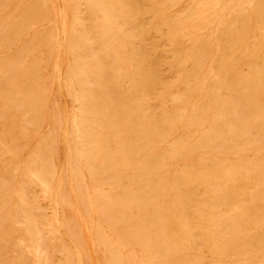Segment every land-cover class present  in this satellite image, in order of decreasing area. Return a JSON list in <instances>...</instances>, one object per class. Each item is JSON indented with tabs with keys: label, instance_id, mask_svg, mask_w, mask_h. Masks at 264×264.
I'll return each instance as SVG.
<instances>
[{
	"label": "rangeland",
	"instance_id": "374dc122",
	"mask_svg": "<svg viewBox=\"0 0 264 264\" xmlns=\"http://www.w3.org/2000/svg\"><path fill=\"white\" fill-rule=\"evenodd\" d=\"M30 1L31 0H0V23H1L0 24V38H1L0 39V46H1L0 47V264H4V263L5 264H12L13 262H14L13 264H29V263H31V261L33 262V264H35L34 259L30 258L29 255L27 254L29 241H28L27 234L24 231L26 228L24 211H26V213L32 217H34L38 214L37 211L38 212L40 211L39 215L41 214V216H43L42 213H44V215H45V217L43 216L44 218L43 217L40 218L39 215L36 216L37 218L35 221H37V223L35 222V230H34L35 235H36V239H37L36 241H38V242H35V244L37 243L36 245L43 252L45 251L44 248H46V244L49 242L48 239H50L51 231H53V236H54V238H53L54 243L53 244L56 245V247L52 246V247L47 248L48 249L46 251L47 253L53 252V254H49L50 256L47 255V261H48L47 263H49V264H61L62 262H60V261L61 260L63 261L65 257L61 254L60 251L63 250L61 248H64V251H67V252L69 251L68 253H70V255H72L71 264H88L87 256L85 254H83V253L82 254L80 253L79 255L74 254L75 249H76L74 245L79 243L78 238L81 239V236H80V231L76 230V227L74 226V223H73V219L70 216V212H68V209L66 207V201H70V202L75 201L74 203L77 205L80 216L82 217V219L84 221H87L88 213L86 212L87 209L85 211V206L82 203L83 200L81 197V194L82 193L84 194L85 191H83L84 189H82L80 186V181H79L80 177H78L79 175L77 174V170L75 169V168H78V165H80V166L82 165L84 167L86 165L85 164L86 160L85 159L79 160V158L77 157L76 148L78 149V145H75V141L72 138L73 134L71 135L72 129H70L71 128V121L73 119V115L77 114L78 112H76L77 109L75 108V104L72 101L71 95L73 93V90L70 89V86L67 83L69 81V77H68V74L66 75V73H68V71L71 69V67H73V65L75 66V62L71 61L69 59V56H68V53H69L68 50L69 49H67V48L69 46L67 45V43H69L71 40L66 39L64 37L62 31H63V28H66L67 30H69V28L72 24L71 22L74 21L73 19L75 16H79V17L81 16L82 18H85V19L88 18L87 20H85V22H87L86 24L90 23V20H89L90 17H88L89 16L88 11L86 10V8H84L85 6H81V8L79 9L80 14L79 13L77 14L76 12H74V9H70V8L66 9L65 8V2L63 0H46V1L45 0H32L31 2ZM70 1L73 2V0H70ZM130 1H131L132 5L128 9L129 13L122 20V27H123V31L126 29V32L124 31L126 33V36L123 39L122 50H121L122 56L124 58V64H122L121 70H120L121 78L118 81H116L115 80L116 74L114 75L112 72L111 73L113 74V76L111 74L108 78L105 77V81H107V83L112 86V89L111 88L110 89L111 90L117 89V93L121 94L123 97V100H124V108L122 109L124 112V116H117V117L113 118L114 122L117 124L122 122L121 124H118V125H122L124 123L122 125V127H124L122 136L112 134L110 132V129L105 127V133H107V134H105V138H106L105 146L107 149V153H109V157H110V166L105 170V185L106 184H108V185L112 184L113 186L116 187L115 188L112 186V193H113L112 198L113 199L114 198L119 199L121 197V195L123 197L125 190L126 191L129 190V191L134 192L138 186H144V185H160V184L187 185V186H189V188L191 186H192L191 188H193L194 186H197V185H201V186L202 185H208V186L209 185H226L228 183H229L228 185H235V186H243V185H249V186H259L260 185V186H262V185H264V181H263L264 180V178H263L264 177V173H263V171H264V159H263L264 158V150H262V149H264V87H263L264 86V83H263L264 82L263 81V79H264V37H263L264 36V25H263V23H264V21H263L264 20V0H261V2L259 0H227V1L226 0H219V6H218L217 10L213 14L212 18L207 22H197V21L193 20V18H190L189 7H190V2L192 0H160V1L159 0H144V1L143 0H130ZM145 1H146V4H145ZM255 1L258 2L257 4L259 6H257V4H255L256 3ZM75 2H76V0H74V3ZM166 2H167V5H165ZM27 3H28V5H27ZM48 4H50V5H48ZM36 5H38V6L44 5V6H43V9L39 8V9H35L33 11H31L29 9L30 6L34 8ZM47 5H48V7H47ZM239 5H240V10L238 9ZM160 6H162V8ZM137 7L140 8V10ZM153 7H154V10H153ZM185 8H186V10H185ZM244 8H245V13H244ZM27 10H29V11H27ZM234 10L236 11V13ZM63 11H66L65 19H64V17L61 16ZM158 11H160V13ZM136 12L138 14H136ZM257 12H259V13L257 14ZM260 12L263 14V16H261ZM17 13H18V15H17ZM71 14H73V15H71ZM75 14H77V15H75ZM232 14H234V16ZM219 15L221 17H219ZM145 16H147V17H145ZM155 16H158V17H155ZM244 16L247 18V21H245L246 18ZM247 16H249V17H247ZM13 17L15 18V20ZM237 17H238V20H237ZM128 18H129V20H128ZM185 18H186V20H185ZM234 18H235L236 22H234ZM37 19H39L38 22H37ZM17 20H19V21H17ZM175 20L177 22L178 21L179 22L177 23V22H175ZM69 21H70V23H69ZM190 21H191V24H190ZM238 21H239V23H238ZM243 21H244V23H243ZM219 22H220V24H219ZM4 24H6L7 30H6V28H4L5 27ZM29 24H30L31 28L29 27ZM133 24L136 26V28ZM178 24H180V26H178ZM244 25H247V27L245 26V28H244ZM10 26H11V28H10ZM16 26H17V28H16ZM239 26H240V28H239ZM196 27H199V28L197 29ZM233 27H234V30H233ZM157 28H158V30H157ZM191 29H193V30H191ZM205 29H207V31ZM241 29H242V31H241ZM245 29H246V31H245ZM250 29L253 31H251ZM230 30H231V32H229ZM135 31H136V33H135ZM160 31L162 33H160ZM192 31H193V33H192ZM235 31H236L237 35L235 34ZM186 32L189 33V36H188V33H186ZM208 32H209V35H207ZM4 33H5V35H4ZM137 33H138V37L136 36ZM232 33L238 37H236L234 35L235 36V38H234ZM149 34H150V36H149ZM154 34H156V35H154ZM173 34H175L174 36H176V38L173 36ZM180 34H181V36H180ZM198 34H200V36H198ZM256 34H257V36H256ZM127 35H129V36H127ZM169 35H171L170 36L171 38L168 37ZM185 35H186V37H185ZM216 35H218V36H216ZM147 36L149 38H147ZM165 36H166V38H165ZM210 36H212V37H210ZM232 36H233V38H232ZM243 36H245L246 38ZM143 37H144V39H143ZM223 37H224V39H223ZM4 38H5V40H3ZM196 38H199V39L195 40ZM211 38H213V39H211ZM253 38L254 39L256 38V39L254 40ZM174 39L175 40L179 39L178 42H180V43L177 44V40L175 41ZM182 39H183L184 43L182 42ZM231 39H234V40H232V42L230 43ZM235 39H236V41H235ZM244 39H245V41H244ZM239 40H240V42H239ZM241 40H242V43H241ZM132 41H134V42H132ZM142 41H143V44L141 43ZM155 41H156V43L154 44ZM164 41H165V44H164ZM173 41L176 42L175 43L176 46L173 45L174 44ZM200 41H201V43H200ZM255 41H257V42L255 43ZM224 42H226V43L224 44ZM233 42H239V43L238 44L234 43L235 45H234V47H232ZM6 43L8 45H6ZM220 43H221V45H220ZM259 43H261L262 45H260ZM1 44H3V45H1ZM156 44H157V48H155ZM226 44H228V46H226ZM253 44H255L256 48L253 46ZM138 45H140L141 48L142 47L143 48L141 49ZM246 46H249V47H246ZM135 47H136V50H135ZM145 47L146 48L149 47V48L146 49ZM153 47L155 49H153ZM221 47H222V49H220ZM262 47H263V49H262ZM138 48L140 49V51H138ZM151 48H152V52H151ZM215 48H217V49H215ZM233 48H235V50H237V51H235ZM249 48H251V49H249ZM25 49L27 50V53H26ZM143 49H144V51H141ZM166 49H168V50H166ZM30 50H31V52H30ZM132 50H133V52H132ZM176 50H177V53H176ZM250 50H253V52ZM135 51H136V54H133V53H135ZM234 51H235V53H234ZM156 52H157V54H156ZM204 52L206 53V55H204L205 54ZM214 52H217V53H214ZM221 53H223V55ZM260 53H262V54L260 55ZM170 54H171V56H169ZM193 54H194V56H193ZM26 55H27V57H26ZM207 55H208V57H207ZM221 55L224 56V59H223V57H221ZM245 55L247 56V58L245 57ZM22 56H23V58H22ZM24 56H25V58H24ZM148 56H149V58H148ZM135 57H136V59L138 58V60H136ZM218 57H219V59H218ZM230 57L232 59H230ZM243 57H244V60H243ZM15 59L16 60L18 59L19 61L18 60L16 61ZM129 59H133V62L131 63ZM200 59H201V61H199ZM234 59H236V60H234ZM108 60L109 59H107L105 56V61H108ZM167 60L169 61V63ZM223 60L225 62H223ZM134 61H136V63H134ZM139 61L141 62V64ZM155 61H156V63H155ZM209 61H211V63ZM150 62H151V64H150ZM220 62H222L223 64H221ZM161 63H162V65H161ZM167 63H168V67H165V66H167ZM215 63H216V66H215ZM31 64H32V67H31ZM69 64L71 67L69 66ZM186 64H188V65H186ZM224 64H225V66H224ZM227 64H229V65H227ZM231 64H232V66L234 65L235 67L233 66L231 68ZM28 65H29V67H28ZM132 65H133V68H132ZM191 65L195 66V68L193 69V66L191 67ZM209 65H211L210 69H209ZM213 65L216 67V69H215V67H213ZM217 65L218 66L221 65L222 67L221 66L218 67ZM13 66L15 67V69ZM18 66H19V68H18ZM23 66H24V68H23ZM134 66L136 68V72H134L135 75H133V77L135 78L136 82H139V80L141 78V74L143 76L144 72L145 73L148 72L147 73V86H146V90L149 91L146 93V97L148 100L144 102L145 109H146V110L144 109V111L146 113H151L152 115L156 116L157 121L162 119V122H163L164 113H168V114L170 113L169 114L170 116H172V115L176 116V115H179V112L181 114L183 109L186 108L184 111H185V114H187V115H185V116L188 117V120H190V118H192L191 121L193 123L191 125H189V126L187 125V127H184L182 129L179 128L177 130H174V128H173V130L170 131L169 135L167 136V138L165 140V143L168 146H164V147H166V149H169L173 146L174 143L178 144L179 142H181L185 139H191L193 141L198 135L202 134L201 130L202 131H203V129L207 130L211 127H214L218 130V127H219V128H222V130L224 131V134H223L224 139L219 141V144L216 146V148L208 147V146L206 148V146H203L200 148H194L195 150L193 149V150L189 151V153H187L186 156L180 157L178 155L176 157L167 158V160H170L171 164L155 165V166H153V168L156 169L155 172L150 173V174H143L142 175L140 173H137L135 170H133L134 163H136L137 159L140 158L138 153H137L138 155L137 154L133 155V151L137 146H139V143H141V142H139V140L138 141L135 140V137L133 136V133H132V129L129 126V122H131V120L127 118V115L130 114L129 109L133 106L132 103H130V95H131V93H130L131 92V90H130V88H131V85H130L131 84L130 83L131 77L130 76L131 75L130 74L132 73L131 71H133ZM160 66H161V69H160ZM172 66H174L175 69L172 68ZM179 66H181V67H179ZM229 67L231 68V70ZM250 67H251V69L252 68H254V69H252V71H251ZM258 67H260V68H258ZM11 68H12V70H11ZM22 68H23V70H22ZM152 68H153V72H151ZM211 68L212 69L214 68V70H211ZM257 68L260 70H258ZM150 69H151V71H150ZM162 69H165V70H162ZM172 69H173V71H172ZM197 69H198V72H197ZM226 69H227V71H226ZM6 70H7V73H6ZM17 70H18V72H17ZM24 70H26L28 72L25 71L26 73H24ZM32 70H33V72H32ZM126 70H127L128 74H127ZM141 70H143V71H141ZM187 70L190 73L188 72V74H187L186 73ZM217 70H219V71L217 72ZM12 71H13V74H12ZM30 71L33 73L34 80L31 79V78H33V76L31 78H29L31 75ZM176 71H178V72H176ZM261 71L263 73H261ZM20 72H22V73H20ZM149 72H151V73H149ZM161 72L163 73V75L161 74ZM171 72L174 74H171ZM213 72H215L217 74V76ZM245 72H246V74H244ZM252 72H253V75H252ZM255 72H256V74H255ZM4 73H6V74H4ZM241 73H242V75H238ZM9 74H10V76H8ZM23 74H25V77H23ZM232 74H234V77ZM151 75H153V77ZM181 75H182V77H181ZM229 75H231V76H229ZM150 76H151V79H150ZM215 76L217 79L214 78ZM222 76H225L226 79ZM248 76H249V78H248ZM163 77H165V78H163ZM218 77H219V80H221L223 78L222 79L224 81L223 85H220V83L222 84V80L220 82L218 80ZM23 79L26 81H23V83H22ZM109 79H110V81H109ZM180 79H181V83H180ZM231 79L232 80L234 79V81L232 82ZM111 80H115V81H111ZM174 80L177 82H175ZM226 80L228 83H226ZM236 80L238 82L235 83ZM260 80L263 82H261ZM19 81H20V83H19ZM162 81H163V83H162ZM200 81H201V85H200ZM216 81H218L217 84H216ZM250 81H251V83H250ZM256 81H257V84H256ZM25 82L28 84L26 85ZM29 82H30V84H29ZM120 82H122V83H120ZM173 82L175 83V85ZM191 82L193 84H191ZM33 83H34V85H33ZM113 83H116V86ZM119 83H120V86H119ZM176 83H178L179 87L176 86ZM225 83H226V85H225ZM17 84H18V87L20 86L19 87L20 90H18V87H16ZM121 84L123 86H121ZM228 84H229V88L227 86ZM235 84H237L236 85L237 88H236ZM10 85L13 86V90L11 89L12 87ZM158 85H160V86L157 87ZM258 85H259V87H258ZM76 86H77V84H76ZM183 86L185 88H182ZM27 87H28V89H27ZM167 87L168 88L170 87L172 89H170V88L168 89ZM122 88H123V90H122ZM210 88H211V90H210ZM6 89H8V90H6ZM21 89H24V90H21ZM137 89L138 90L140 89L139 84L137 85ZM166 89H167V92H166ZM184 89H185V91H184ZM189 89H190V91H189ZM229 89H230V91H229ZM9 90H10V92H9ZM120 90H122V91H120ZM6 91H8V93ZM11 91H13V92H11ZM20 91H22V92H20ZM156 91L159 92L158 95H157ZM186 91L188 93H186ZM233 91H234V93H233ZM175 92L176 93L178 92V95H176ZM193 92H195V93H193ZM203 92H204V95L202 96ZM21 93H22V95H21ZM129 93H130V95H129ZM153 93H154V95H153ZM162 93H163V96H162ZM172 93H174V95H172ZM179 93H180V95H179ZM185 93H186V95H185ZM191 93H192V95H191ZM228 93H229V96H228ZM235 93H236V95H235ZM125 95H126V97H125ZM209 95H210V98H209ZM150 96H151L152 100H150ZM188 96H190V98ZM212 96L214 98H212ZM25 97H26V99H25ZM167 97L169 99H167ZM231 97H233L232 102H230ZM27 98H28V101H27ZM235 98H237V101L235 100ZM238 98H240L239 101H238ZM162 99L164 102L162 101ZM249 99H250V102L248 101ZM256 99H257V101H256ZM4 100L6 101V103ZM22 100H23L24 104L22 103ZM173 100H174V102H173ZM14 101L15 102L17 101V103H15ZM244 101H246V102H244ZM259 101L261 102V104H259L260 103ZM151 102H153V103H151ZM158 102L160 103V105ZM3 103H5V104H3ZM19 103L21 104V107L19 106L20 105ZM36 103H37V105H36ZM172 103H175V104H172ZM184 103H186V105H184ZM212 103H213V105L215 103V105L212 106ZM219 103H220V105H219ZM222 103L224 104V106ZM73 104H74V106H73ZM230 104H231V106H230ZM238 104H240V105H238ZM4 105L7 106V108L4 107ZM33 105L35 108L33 107ZM177 105H178V107H177ZM31 106H32V108H31ZM182 106H183V109L181 108ZM160 107H161V110H160ZM244 107L246 110L244 109ZM211 108H212V111H211ZM231 108H234L233 109L234 111ZM20 109H23V112H22V110L20 111ZM235 109L238 110V113H237V110L235 112ZM27 110L31 113L30 116H32V117H29L30 113L27 112ZM168 110H169V112H168ZM186 110L189 113H186ZM215 110H217V111L215 112ZM253 110H255V111H253ZM232 111L234 112L235 115L232 113ZM157 112H158V114H157ZM172 112H173V114H172ZM250 112H251V114H250ZM222 114L223 115L225 114L226 117L225 118L221 117ZM247 114H248V116H247ZM21 116H23V117H21ZM231 116H232V120L236 119L237 121H240V123L238 124L239 126H236V128L233 131L226 132L228 127L226 125L225 126L220 125V121L229 122L231 120ZM235 116H237V117H235ZM243 116H244V119H242ZM250 116H251V118H250ZM28 117H29V119H28ZM195 117H196V120H195ZM253 117L255 118L254 120H253ZM200 118L202 119V121H204V123H202ZM209 118H211V120ZM32 119H34V121L36 123H34V121H32ZM207 119H209V121ZM227 119H228V121H227ZM249 119H251L250 122H249ZM29 120L32 121V125H30L31 122ZM257 120H258V123H257ZM196 121H198L197 122L198 125H197ZM25 122H26V124H25ZM127 122H128V124H127ZM246 122H247V124H246ZM201 123H202V125H201ZM259 123L261 125H259ZM125 124H126V126H125ZM159 124H160V126L163 124L161 129H163L165 132H169V129H171V127L168 126L167 124H164L161 122ZM245 124H246V126L244 127ZM206 125H208V127H206ZM247 125H249L248 126L249 128L247 127ZM32 126H34V127H32ZM67 126H69V127H67ZM197 126H199L200 128H197ZM163 127L168 128V129L166 130ZM261 127H263V129H262L263 131L261 130ZM190 129H191V131H190ZM251 129H253V130H251ZM127 130H128V132H127ZM69 131H70V133H69ZM108 132H109V134H108ZM262 133H263V135H262ZM69 134H70V138H72L71 140L69 139ZM181 134H182V136H181ZM183 134H184V136H183ZM232 134L235 136L233 137ZM195 135H196V137H195ZM240 136H241V138H240ZM111 137L113 139H111ZM227 137H228V140H227ZM244 137H245V140H244ZM120 138L122 140V143H121ZM231 138H233V139H231ZM261 138H263V139H261ZM261 140H263V142ZM221 141L223 142V144ZM253 142H255V143L253 144ZM113 143H114V145H113ZM260 143L262 144L261 147H260ZM159 144H160V142L158 141V145ZM192 144H195L194 141L191 142V145ZM252 145H253V150H251ZM75 146H77V147L75 148ZM114 146H115V150H114ZM122 147L123 148L125 147V148L123 149ZM234 148H236L235 151H237L238 153H236L234 151ZM70 150L72 152L71 153L72 156H70L71 155ZM201 150H202V152H201ZM216 150H217L218 154L216 153ZM197 151L200 152L201 155H199V153ZM213 151H215V152H213ZM219 152L221 154H222V152H224L223 153L224 156H223V154L221 155ZM225 152H226V154L228 152V154L230 156L228 154L226 155ZM229 152H231V154ZM240 152H242V153H240ZM119 155H120V157H119ZM136 156H137V158H136ZM72 157L73 158L76 157V159H74L75 161L73 160ZM128 157H130V159ZM125 158H126V160H125ZM193 158H194V160H193ZM197 158H198V160H197ZM181 159L184 161H181ZM161 160H163V159H161ZM174 160H175V163H174ZM76 162L79 164H77ZM172 162H173V164H172ZM128 164H130V166ZM225 165H232V166L236 167L237 169L239 168L240 170H242V169L247 170L248 169L249 170L248 172H250V173H247V174L241 173L239 175L237 174V176H239V180L230 183V182H224L223 180L219 179V178L223 177L220 174L214 175L211 173H206V175L203 176V174L201 175L199 173H191V175H190V173L181 172V170L188 169V168H193L196 170L203 168L202 170L206 171L213 166H215V168L218 169V168H221ZM260 166L262 167V169L260 168ZM112 167H115L117 169L116 172H114V169H112ZM161 167H162V169H161ZM130 168H131V172L133 170V172H134V173L132 172L133 174L131 172H129ZM163 168H164V170H163ZM41 171L44 172V175L41 173ZM51 171H53L54 173H52ZM82 171H83V169H82ZM86 171H88V170L85 169L83 172L86 173ZM159 171H160V173H159ZM27 172H28V174H27ZM50 172L52 173V175ZM109 172H110V174H109ZM31 173L34 175H37L39 177L37 179V182H35V183L29 182L30 179L28 180V176ZM106 173L108 174L109 179L111 181L109 179H106L108 177ZM71 174H72V177L74 176L73 180H72L73 183L71 181V179H72ZM123 175H124V177H123ZM144 175L147 177V180L144 178L145 177ZM156 175H158V176H156ZM200 175L202 178L204 177L206 180L205 181L200 180L201 179ZM98 176H99L98 178H101V176H103V175H98ZM153 176L155 178L157 177V179L155 180V178ZM194 176H196L195 180L196 181L198 180L197 184H195L196 181H187L186 182L183 180L184 178H187V177L194 178ZM132 177H135V178H132ZM139 178L141 179L140 181H139ZM207 178H208V180H207ZM215 178H218V179L215 180ZM258 178H261L262 182H258L256 180ZM61 179H63V180H61ZM161 179H164L166 181L161 180ZM177 179H178V181H177ZM243 179H245V181ZM46 180L48 182L51 181V182H49L50 184H49L48 188H45L46 182H47ZM134 180L137 181V183H135ZM145 180H146V182H145ZM28 182H29V184H31V186L28 185ZM133 182L135 185L137 184L136 187L133 184ZM241 182H245V183H241ZM92 183H93V181H92ZM118 183H119V185H118ZM72 184H73V186H72ZM32 185H34V186L32 187ZM119 186H120V188H119ZM72 187L73 188L75 187V189H77V190L74 189L75 193H74V190L72 189ZM28 188H29V190H28ZM77 191L79 192V194ZM22 192H23V194H22ZM27 192H28V195H27ZM59 192H60V195H59ZM114 194L116 195L115 197H114ZM25 196L28 198H26ZM70 196L72 197V199ZM62 198L64 201H62ZM58 200H59V202H58ZM26 201L29 202L31 207ZM79 202H81L80 203L81 205L79 204ZM58 203H59V205H58ZM248 204H247V207L254 214H259V213L263 212L264 205H262V202L258 201V202H256V204H254V203H250L249 205ZM20 206L21 207L23 206L22 209ZM80 206H82V207L84 206V207L80 208ZM32 207L33 208L35 207V208L33 209ZM250 207H252V208H250ZM129 212H130V216L132 218L136 217L135 209H132V210L130 209V210H128V213ZM18 215H19V217H18ZM62 217H63V219L61 220L60 218H62ZM46 219L48 222L46 221ZM39 220H40V222H38ZM43 220L45 221V223L43 222ZM47 223H48V226L45 225ZM57 224H59V226H56ZM62 224L64 226V230H63ZM44 226H45V228H44ZM49 227L51 228V230L48 229ZM74 229H75V231H74ZM46 230H47V232H46ZM49 231H50V233H49ZM73 235H76L78 238H75ZM111 235H112L111 230L108 227H106V229L104 227L103 228V236L104 237H111ZM71 240H72V242H71ZM16 243H17V246L14 245ZM65 247H68V249ZM102 248H103V246H101V249ZM120 251H121L120 253L118 251L117 255L119 257L121 256V259H123V260L127 256V254L128 255L130 254V252L135 253V255L137 256L138 259L141 257L140 252L137 249V246L136 247H133V246L123 247ZM23 252H25V253H23ZM56 252L58 254L57 257H56V255H57ZM100 253L102 254L101 256L103 258L101 262H102V264L103 263L105 264L106 259H107V262L110 259V257H108L107 254L110 255L111 253H108L107 251L106 252L101 251ZM53 255H55V256H53ZM59 256H62V257H59ZM53 257H55L54 262H52ZM78 257L80 258L79 261H78ZM255 257H256V255L253 253L251 255L249 254L246 256V261H252L255 259ZM58 258L60 261L58 260ZM16 260H17V262H16ZM203 260L206 264H212V263H214V261H216V258L210 254L205 253ZM19 261H21V262H19ZM235 261H236V258H229V259H225L224 262L227 264V263H233ZM64 263L67 264L65 261H64ZM263 264H264V261H263Z\"/></svg>",
	"mask_w": 264,
	"mask_h": 264
},
{
	"label": "bare ground",
	"instance_id": "6f19581e",
	"mask_svg": "<svg viewBox=\"0 0 264 264\" xmlns=\"http://www.w3.org/2000/svg\"><path fill=\"white\" fill-rule=\"evenodd\" d=\"M63 1L65 2V8L66 9L67 8L74 9V12H76L77 14L78 13L80 14L79 9L81 8V6H85L84 8H86V10L88 11V15H89L88 17H90L89 18L90 23L89 24H86L87 22H85V20H87L88 18L85 19V18H82L81 16L80 17L79 16H75L74 19H73L74 21L71 22L72 24H71L69 30H67L66 28H63V31H62L64 37L66 39L71 40L69 43H67V45L69 46L67 48V49H69L68 50L69 51L68 56H69V59L71 61H74L75 62V66L73 65V67H71L70 64H69V66L71 67V69L68 71V73H66V75L68 74V77H69V81L67 83L69 84L70 89L73 90V93H72L71 97H72L73 103L75 104V108L77 109V111L76 110L75 111L78 112L77 114H74L73 115V119L71 121V128H70V129H72L71 135L73 134L72 135L73 137L72 136L71 137L75 141V145H78V149L76 148L77 146H75L76 153H77V157L79 158V160H82V159H85L86 160V163H85L86 164L85 165L86 167L85 166L83 167L82 165H81L82 166L81 167L80 165H78V168H75V169L77 170V174L79 175L78 177H80V180H79L80 181V186H81L82 189H84L83 191H85L84 194L83 193L81 194V197H82V200H83L82 203L85 206V211L87 209V211H86L88 213V215H87V221H84L82 219V217L80 216V213H79V210L77 208V205L74 203L75 201L74 202L66 201V207L68 209V212H70V216L73 219L74 226L76 227V230H79L80 231V236H81V239H80L76 235H73L75 238H78L79 239V243L76 244V245H74L75 248H76L74 254H78V255L80 253L81 254L82 253L85 254L87 256V262H88V264H102L101 261H102L103 258L101 256L102 254L100 253L101 251L102 252H106L107 251L108 253H111L110 255L107 254L108 257H110V259L107 257L109 259V261L107 262V259H106L105 264H206L204 262V260H203L205 253L206 254H210V255H212V256H214L216 258V261H214V263H212V264H226L224 261H225V259H229V258H236V261L233 262V263H227V264H263V261H264V209H263V212H261L259 214H254L247 207V204L248 203L249 204L250 203L256 204V202L260 201V202H262V205H264V185H262V186H260V185L259 186H249V185L235 186V185H228L229 184L228 183L226 185H209V186L208 185H202V186L201 185H197V186H194L193 188H191L192 186L189 188V186H187V185H167V184L144 185V186H138L137 189L134 192L129 191V190H127V191L125 190V192L123 194V197L120 194L121 197L119 199H116V198L113 199L112 198V194H113L112 193V186L113 185L112 184H109V185L106 184L105 185V170L110 166V157H109V153H107V149H106V146H105V143H106L105 134H107V133H105V127L108 128V129H110V132L112 134H116L118 136H122L123 129H124V127H122V125L124 123L122 125H118V124H121L122 122L117 124V123L114 122L113 118H115L117 116H124V112L122 110L124 108V100H123L122 95L117 93V89L116 90H111L112 89V86L110 84H108L107 81H105V77L108 78L113 73L114 75L116 74V76H115L116 77V79H115L116 81H118L121 78L120 70H121L122 64H124V58L122 56V51L121 50H122V42H123V39L126 36V33H125L126 32V29L124 30L125 31L124 32L123 31V27H122V20L129 13V10L128 9L132 5V3H131L130 0H76L75 3H74V0H73V2H71L70 0H63ZM259 1L261 2V0H259ZM257 3L258 2H256L255 4H257ZM145 4H146V1H145ZM27 5H28V3H27ZM48 5H50V4H48ZM48 5H47V7H48ZM165 5H167V2L165 3ZM240 5H239V8H238L239 10H240ZM43 6L44 5H40V6L36 5L34 8L30 6L29 9L31 11H33L35 9H39V8H42L43 9ZM218 6H219V0H192L190 2V7H189L190 18H193V20H195L197 22H207V21H209L212 18L213 14L217 10ZM257 6H259V5L257 4ZM160 7L162 8V6H160ZM138 9L140 10V8H138ZM153 10H154V7H153ZM185 10H186V8H185ZM27 11H29V10H27ZM158 12L160 13V11H158ZM235 13H236V11H235ZM244 13H245V8H244ZM258 13L259 12H257V14ZM77 14H75V15H77ZM136 14H138V13L136 12ZM17 15H18V13H17ZM71 15H73V14H71ZM232 15L234 16V14H232ZM61 16L64 17V19H65L66 11H63ZM261 16H263L262 13H261ZM145 17H147V16H145ZM155 17H158V16H155ZM219 17H221V16L219 15ZM247 17H249V16H247ZM14 20H15V18H14ZM38 20L39 19H37V22H38ZM128 20H129V18H128ZM185 20H186V18H185ZM237 20H238V17H237ZM17 21H19V20H17ZM70 21H69V23H70ZM239 21H238V23H239ZM245 21H247V18L245 19ZM175 22H177V21L175 20ZM234 22H236L235 21V18H234ZM243 23H244V21H243ZM190 24H191V21H190ZM219 24H220V22H219ZM4 25H5L4 28H6V24H4ZM263 25H264V23H263ZM178 26H180V24H178ZM245 26L247 27V25H244V28H245ZM29 27H30V24H29ZM10 28H11V26H10ZM16 28H17V26H16ZM135 28H136V26H135ZM196 28L198 29L199 27H196ZM239 28H240V26H239ZM6 30H7V28H6ZM157 30H158V28H157ZM191 30H193V29H191ZM205 30L207 31V29H205ZM233 30H234V27H233ZM241 31H242V29H241ZM245 31H246V29H245ZM251 31H253V30H251ZM229 32H231V30ZM135 33H136V31H135ZM160 33H162V32L160 31ZM186 33H188V32H186ZM192 33H193V31H192ZM235 34H236V31H235ZM235 34H233V36ZM4 35H5V33H4ZM154 35H156V34H154ZM174 35L175 34H173V36ZM207 35H209V32H208ZM127 36H129V35H127ZM136 36L138 37V33H137ZM149 36H150V34H149ZM170 36L171 35H169L168 37H170ZM180 36H181V34H180ZM188 36H189V33H188ZM198 36H200V34H198ZM216 36H218V35H216ZM233 36H232V38H233ZM235 36H234V38H235ZM256 36H257V34H256ZM174 37L176 38V36H174ZM185 37H186V35H185ZM210 37H212V36H210ZM236 37H238V36H236ZM243 37H245V36H243ZM147 38H149V37L147 36ZM165 38H166V36H165ZM143 39H144V37H143ZM197 39H199V38H196L195 40H197ZM211 39H213V38H211ZM223 39H224V37H223ZM3 40H5V38ZM178 40H177V44L180 43V42H178ZM232 40H234V39H231L230 43L232 42ZM242 40H241V43H242ZM235 41H236V39H235ZM244 41H245V39H244ZM132 42H134V41H132ZM182 42H183V39H182ZM226 42H224V44ZM239 42H240V40H239ZM239 42H233V46L232 47H234V45H235L234 43H237L238 44ZM256 42L257 41H255V43ZM141 43L143 44V41ZM155 43H156V41L154 42V44ZM175 43L176 42H174L173 45H175ZM200 43H201V41H200ZM164 44H165V41H164ZM259 44L262 45L261 43H259ZM1 45H3V44H1ZM6 45H8V44L6 43ZM220 45H221V43H220ZM138 46L141 48L140 45H138ZM226 46H228V44H226ZM253 46L256 48L255 44H253ZM246 47H249V46H246ZM147 48H149V47H147ZM155 48H157V44H156V47ZM155 48L153 47V49H155ZM215 49H217V48H215ZM220 49H222V47ZM233 49L235 50V48H233ZM249 49H251V48H249ZM262 49H263V47H262ZM135 50H136V47H135ZM166 50H168V49H166ZM25 51L27 53V50L26 49H25ZM138 51H140L139 48H138ZM141 51H144V49L141 50ZM235 51H237V50H235ZM235 51H234V53H235ZM250 51L253 52V50H250ZM30 52H31V50H30ZM132 52H133V50H132ZM151 52H152V48H151ZM176 53H177V50H176ZM214 53H217V52H214ZM133 54H136V51ZM156 54H157V52H156ZM221 54L223 55V53H221ZM261 54L262 53H260V55ZM204 55H206V53ZM222 55H221V57H223V59H224V56H222ZM105 56L110 61L109 60L108 61H105ZM169 56H171V54ZM193 56H194V54H193ZM26 57H27V55H26ZM207 57H208V55H207ZM245 57L247 58L246 55H245ZM22 58H23V56H22ZM24 58H25V56H24ZM148 58H149V56H148ZM135 59H136V57H135ZM218 59H219V57H218ZM230 59H232V58L230 57ZM129 60H130L131 63L133 62V59H129ZM136 60H138V58ZM234 60H236V59H234ZM243 60H244V57H243ZM199 61H201V59ZM209 62L211 63V61H209ZM223 62H225V61L223 60ZM134 63H136V61H134ZM155 63H156V61H155ZM168 63H169V61H168ZM168 63H167V66H165V65L164 66L165 67H168ZM220 63L223 64L222 62H220ZM140 64H141V62H140ZM150 64H151V62H150ZM161 65H162V63H161ZM186 65H188V64H186ZM193 65H191V67ZM227 65H229V64H227ZM210 66L211 65H209V69H210ZM215 66H216V63H215ZM215 66L213 65V67H215ZM219 66H221V65H219ZM224 66H225V64H224ZM233 66L231 64V68ZM28 67H29V65H28ZM31 67H32V64H31ZM179 67H181V66H179ZM18 68H19V66H18ZM23 68H24V66H23ZM23 68H22V70H23ZM132 68H133V65H132ZM172 68H174V66H172ZM194 68H195V66H193V69ZM231 68H230V70H231ZM258 68H260V67H258ZM14 69H15V67H14ZM160 69H161V66H160ZM215 69H216V67H215ZM227 69H226V71H227ZM250 69H251V67H250ZM252 69H254V68H252ZM252 69H251V71H252ZM11 70H12V68H11ZM162 70H165V69H162ZM188 70L186 71L187 74L189 72ZM211 70H214V68L213 69L211 68ZM258 70H260V69H258ZM25 71L26 70H24V73L28 72V71H26V72ZM141 71H143V70H141ZM150 71H151V69H150ZM172 71H173V69H172ZM218 71L219 70H217V72ZM17 72H18V70H17ZM32 72H33V70H32ZM32 72L30 73L31 74L30 77L27 75L29 78H31L33 76V73ZM126 72H127V70H126ZM131 72H132L130 74L131 75L130 76L131 77L130 78V83H131L130 84L131 85V88H130L131 92L130 93H131V95H130V93H129V95H130V103H132L133 106L129 109L130 114L127 115V118L131 120V122H129V126L132 129V133H133V136L135 137V140H137V141L139 140V142H141V143H139V146H137L134 149V151H133V155H136L138 153L139 156H140V158L138 157L139 159H137V162L134 163V166H133V170H135L137 173H140L142 175L143 174L153 173L156 170V169L153 168V166H155V165H167V164H171L170 160H167V158L176 157L178 155L180 157H183V156H186L187 153H189V151L193 150L194 148H200V147H203V146H206V148H207V146L208 147H214V148H216V146L219 144V141L222 140V139H224L223 138L224 131L222 130V128H219L218 127V130H217L216 128L211 127V128H209L207 130H205V129H203V131L201 130V132H202L201 135H198L197 137L195 135L196 138L193 140L195 144H192L191 145V142H193V141L191 139H185V140L179 142L178 144L174 143L171 148L166 149V147H164V146H168V145L165 143V140H166L167 136L169 135L170 131L173 130V128H174V130H177L179 128L182 129L184 127H187V125L188 126L191 125L193 123L191 121L192 118H190V120H188V117L185 116L187 114H185V111H184L186 108L183 109V106L181 107L183 109V111L181 112V114L179 112V115H176V116L175 115H172V116H170L169 115L170 113L169 114L168 113H164V115H163V118H164L163 122H162V119H160L159 121H157L156 116L152 115L151 113H146L144 111V109H145L144 102L148 100L147 97H146V93L149 92V91L146 90V86H147V73L148 72L147 73L144 72L143 73V76L141 74V78H140L139 82H136L135 78L133 77V75H135L134 72H136L135 66H134L133 71H131ZM151 72H153V68H152V71ZM151 72H149V73H151ZM176 72H178V71H176ZM197 72H198V69H197ZM6 73H7V70H6ZM6 73H4V74H6ZM20 73H22V72H20ZM213 73L216 74L215 72H213ZM261 73H263V72L261 71ZM10 74L8 76H10ZM12 74H13V71H12ZM113 74H112V76H113ZM127 74H128V72H127ZM161 74L163 75L162 72H161ZM171 74H174V73L171 72ZM234 74H232L233 77H234ZM244 74H246V72ZM255 74H256V72H255ZM238 75H242V73L241 74H238ZM252 75H253V72H252ZM151 76L153 77V75H151ZM151 76H150V79H151ZM216 76H217V74H216ZM216 76L214 78H216ZM229 76H231V75H229ZM23 77H25V74H23ZM181 77H182V75H181ZM222 77L225 78V76H222ZM163 78H165V77H163ZM248 78H249V76H248ZM31 79L34 80V76ZM234 79L233 80L231 79V81L233 82ZM115 80H111V81H115ZM218 80H219V77H218ZM221 80H219V81L221 82ZM23 81H26V80L23 79L22 80V83H23ZM109 81H110V79H109ZM201 81H200V85H201ZM263 81H264V79H263ZM263 81H261V82H263ZM175 82H177V81H175ZM217 82L218 81H216V84H217ZM236 82H238V81L236 80L235 83ZM19 83H20V81H19ZM120 83H122V82H120ZM120 83H119V86H120ZM162 83H163V81H162ZM180 83H181V79H180ZM223 83H224V81L222 80V84L220 83V85H223ZM226 83H228L227 80H226ZM226 83H225V85H226ZM250 83H251V81H250ZM27 84L28 83H26V85ZM29 84H30V82H29ZM76 84H77V86H76ZM113 84H115V86H116V83H113ZM138 84L140 85V89L139 90L137 89V85ZM191 84H193V83L191 82ZM256 84H257V81H256ZM33 85H34V83H33ZM160 85H158L157 87H159ZM174 85H175V83H174ZM236 85L237 84H235V86ZM10 86L12 87L11 89L13 90V86L12 85H10ZM121 86H123V85L121 84ZM176 86H178V83H176ZM227 86L229 88V84ZM16 87H18V84H17ZM19 87H18V90H20ZM28 87H27V89H28ZM258 87H259V85H258ZM182 88H185V87L183 86ZM236 88H237V86H236ZM170 89H172V88H170ZM6 90H8V89H6ZM21 90H24V89H21ZM122 90H123V88H122ZM122 90H120V91H122ZM210 90H211V88H210ZM184 91H185V89H184ZM189 91H190V89H189ZM229 91H230V89H229ZM6 92L8 93V91H6ZM9 92H10V90H9ZM11 92H13V91H11ZM20 92H22V91H20ZM166 92H167V89H166ZM156 93L158 95L159 92L156 91ZM163 93H162V96H163ZM186 93H188V92L186 91ZM186 93H185V95H186ZM193 93H195V92H193ZM233 93H234V91H233ZM236 93H235V95H236ZM21 95H22V93H21ZM153 95H154V93H153ZM172 95H174V93H172ZM176 95H178V92L176 93ZM179 95H180V93H179ZM191 95H192V93H191ZM203 95H204V92L202 93V96ZM190 96H188V97L190 98ZM228 96H229V93H228ZM125 97H126V95H125ZM28 98H27V101H28ZM209 98H210V95H209ZM212 98H214V97L212 96ZM232 98L233 97L230 98L231 99L230 102H232V100H233ZM25 99H26V97H25ZM167 99H169V98L167 97ZM239 99L240 98H238V101H239ZM150 100H152L151 96H150ZM235 100L237 101V98H235ZM162 101H163V99H162ZM248 101L250 102V99ZM256 101H257V99H256ZM173 102H174V100H173ZM244 102H246V101H244ZM5 103H6V101H5ZM5 103H3V104H5ZM15 103H17V101ZM22 103H23V100H22ZM151 103H153V102H151ZM74 104H73V106H74ZM172 104H175V103H172ZM259 104H261V102ZM36 105H37V103H36ZM159 105H160V103H159ZM184 105H186V103H184ZM214 105H215V103H214ZM214 105L212 103V106H214ZM219 105H220V103H219ZM238 105H240V104H238ZM19 106L21 107V104ZM223 106H224V104H223ZM230 106H231V104H230ZM4 107L7 108V106H5V105H4ZM33 107H34V105H33ZM177 107H178V105H177ZM31 108H32V106H31ZM231 109L233 110L234 108H231ZM244 109H245V107H244ZM21 110L23 112V109H20V111ZM160 110H161V107H160ZM236 110L237 109H235V112H236ZM211 111H212V108H211ZM216 111L217 110H215V112ZM233 111H232V113L234 114ZM253 111H255V110H253ZM27 112H29V111L27 110ZM168 112H169V110H168ZM173 112H172V114H173ZM186 113H189V112H187V110H186ZM237 113H238V110H237ZM157 114H158V112H157ZM250 114H251V112H250ZM30 115H31V113L29 114V117H32ZM247 116H248V114H247ZM21 117H23V116H21ZM29 117H28V119H29ZM221 117H224L225 118L226 116H225V114L224 115L222 114ZM235 117H237V116H235ZM250 118H251V116H250ZM209 119L211 120V118H209ZM209 119H207V120L209 121ZM242 119H244V116L242 117ZM254 119L255 118L253 117V120ZM195 120H196V117H195ZM250 120L251 119H249V122H250ZM32 121H34V119H32ZM32 121H30L31 122L30 125H32ZM201 121H202V119H201ZM227 121H228V119H227ZM160 122L161 123H164V124H167L168 126L171 127V129H169V132H165L163 129H161V127L163 126V124L160 126V124H159ZM197 122L198 121H196V123ZM34 123H36V122L34 121ZM202 123H204V121H202ZM202 123H201V125H202ZM239 123H240V121H237L236 119L232 120V116H231V120L229 122L220 121V125H224V126L226 125L228 127L227 130H226V132L233 131L236 128V126H239L238 125ZM257 123H258V120H257ZM25 124H26V122H25ZM127 124H128V122H127ZM246 124H247V122H246ZM246 124L244 125V127L246 126ZM197 125H198V123H197ZM259 125H261V124L259 123ZM125 126H126V124H125ZM248 126L249 125H247V127ZM32 127H34V126H32ZM67 127H69V126H67ZM206 127H208V125H206ZM197 128H200V127L197 126ZM164 129L167 130L168 128H164ZM262 129H263V127H261V130ZM251 130H253V129H251ZM190 131H191V129H190ZM127 132H128V130H127ZM69 133H70V131H69ZM108 134H109V132H108ZM262 135H263V133H262ZM181 136H182V134H181ZM183 136H184V134H183ZM234 136L235 135H233V137ZM72 138H70V134H69V139L71 140ZM240 138H241V136H240ZM111 139H113V138L111 137ZM231 139H233V138H231ZM261 139H263V138H261ZM120 140H121V138H120ZM227 140H228V137H227ZM244 140H245V137H244ZM158 141L160 142L159 145H158ZM261 141L263 142V140H261ZM121 143H122V140H121ZM254 143L255 142H253V144ZM222 144H223V142H222ZM113 145H114V143H113ZM261 145L262 144L260 143V147H261ZM235 149L236 148H234V151H235ZM114 150H115V146H114ZM251 150H253V145H252V149ZM262 150H264V149H262ZM201 152H202V150H201ZM213 152H215V151H213ZM235 152L238 153L237 151H235ZM71 153L72 152L70 150V154ZM198 153H199V155H201L200 152H198ZM216 153H217V150H216ZM223 153L224 152H222V154ZM229 153L231 154V152H229ZM240 153H242V152H240ZM225 154H226V152H225ZM227 154H228V152H227ZM70 156H72V154ZM223 156H224V154H223ZM119 157H120V155H119ZM128 158L130 159V157H128ZM136 158H137V156H136ZM74 159H76V157H74L73 160ZM161 159H163V160H161ZM125 160H126V158H125ZM193 160H194V158H193ZM197 160H198V158H197ZM181 161H184V160L181 159ZM174 163H175V160H174ZM77 164H79V163H77ZM172 164H173V162H172ZM128 165L130 166V164H128ZM260 168L262 169L261 166H260ZM82 169H83V171L85 169H87L89 172L86 171V173H87L86 174L85 172L82 171ZM112 169H114V172H116V170H117L115 167H112ZM161 169H162V167H161ZM202 169L196 170V169H193V168H188V169L181 170V172H183V173H190V175H191V173H199L201 175L203 174V176L206 175V173H211V174H214V175L220 174L223 177L222 178H219V179L223 180L224 182H230V183L239 180V176H237V174L239 175L241 173H243V174L250 173V172H248L249 171L248 169L247 170H243V169L240 170L239 168L237 169L236 167H234L232 165H225V166H223L221 168H218V169L215 168V166H213V167L209 168L206 171L205 170H202ZM133 170H132V172H133ZM163 170H164V168H163ZM160 171H159V173H160ZM51 172L54 173L53 171H51ZM129 172H131V168H130V171ZM41 173L44 175V172L43 171H41ZM52 173H51V175H52ZM263 173H264V171H263ZM27 174H28V172H27ZM109 174H110V172H109ZM98 175H103V176H101V178H98L99 177ZM201 175H200V178L201 179L200 178L199 179L202 180V181H205L206 179L204 177L202 178ZM107 176H108V174H107ZM156 176H158V175H156ZM71 177H72V174H71ZM73 177H72L71 181L73 180ZM123 177H124V175H123ZM195 177L196 176H194V178L187 177V178H184L183 180L186 181V182L187 181H196L195 180L196 179ZM38 178L39 177L37 175H34L32 173L29 174V176H28V180L30 179L29 182H31V183L37 182V179ZM132 178H135V177H132ZM144 178L147 180V177L146 176ZM261 178H258L256 180L258 182H262V179L264 177L262 179ZM106 179H109V176ZM156 179H157V177L155 178V180ZM217 179L218 178H215V180H217ZM61 180H63V179H61ZM140 180L141 179L139 178V181ZM146 180H145V182H146ZM161 180H164V179H161ZM207 180H208V178H207ZM243 180L245 181V179H243ZM92 181H93L94 184L92 183ZM164 181H166V180H164ZM177 181H178V179H177ZM197 181L195 182V184H197ZM29 182H28V185L31 186V184H29ZM49 182H51V181H49ZM49 182L48 181L46 182V187L45 188H48L49 187V184H50ZM72 183H73V181H72ZM135 183H137V181H135ZM241 183H245V182H241ZM133 184H134V182H133ZM118 185H119V183H118ZM136 185H135V187H136ZM33 186L34 185H32V187ZM72 186H73V184H72ZM113 187H115V186H113ZM119 188H120V186H119ZM72 189L74 190L75 187L74 188L72 187ZM28 190H29V188H28ZM75 190H77V189H75ZM75 190H74V193H75ZM22 194H23V192H22ZM78 194H79V192H78ZM27 195H28V192H27ZM59 195H60V192H59ZM115 196L116 195L114 194V197ZM26 198H28V197H26ZM71 199H72V197H71ZM62 201H64L63 198H62ZM26 202L29 204L28 201H26ZM58 202H59V200H58ZM80 203L81 202H79V204ZM58 205H59V203H58ZM22 207H21V209H22ZM30 207H31V205H30ZM83 207L80 206V208H83ZM250 208H252V207H250ZM130 209L131 210L132 209H135V211H136V217L135 218H132L130 216V212L128 213V210H130ZM39 212L37 211L38 214L36 216L39 215ZM24 213H25V216L22 214L25 217V224H26V228H25L24 231L26 232L27 237H28V241H29L28 249H27V254L29 255L30 258H33L34 259V263L35 264H49V263H47L48 262L47 261V255L53 254V252L52 253H47L46 252L48 250L47 248L48 247H52V246L53 247H56V245L53 244L54 243V241H53V238H54L53 231H51L50 239H48L49 242L46 244V248H44L45 251L43 252L36 245L37 243L35 244V242H38V241H36L37 239H36V235H35V232H34V230H35V222L37 223V221H35V220H36L37 217L36 216L32 217V216L28 215L26 213V211H24ZM42 215L45 217L44 213H42ZM43 216H41V214L39 215L40 218H42ZM18 217H19V215H18ZM60 219L62 220L63 217L60 218ZM46 221H47V219H46ZM38 222H40V220ZM43 222L45 223L44 220H43ZM45 225L48 226V223L45 224ZM56 226H59V224H57ZM62 226H63V224H62ZM104 227H105V229H106V227H108L111 230V232H112L111 237H104L103 236V228ZM44 228H45V226H44ZM48 229L51 230L50 227ZM63 230H64V226H63ZM74 231H75V229H74ZM46 232H47V230H46ZM49 233H50V231H49ZM71 242H72V240H71ZM14 245L17 246V243L14 244ZM101 246H103L104 249L103 248L101 249ZM127 246H133V247H136L137 246V249L140 252V256L141 257L138 259L137 256L135 255V253H133V252L131 253L130 252V254L129 255L127 254V256L124 258V260L121 259V256L119 257L117 255L118 254V251L120 253L121 252L120 250L123 247H127ZM65 248L68 249V247H65ZM61 249H63V250L60 251V252H61V254L65 258H64L63 261L62 260L60 261L59 258H58V260L60 262H62L61 264H65L64 261L67 264H71V262H72V259H71L72 255H70V253H68L69 251L68 252L67 251H64V248H61ZM23 253H25V252H23ZM252 253L256 255L255 259L252 260V261H246V256L249 255V254L251 255ZM56 254H57V252H56ZM53 256H55V255H53ZM57 256H58V254L56 255V257ZM59 257H62V256H59ZM54 259H55V257H53L52 262H54ZM79 259L80 258L78 257V261H79ZM16 262H17V260H16ZM19 262H21V261H19ZM31 263L33 264L32 261H31ZM31 263H29V264H31Z\"/></svg>",
	"mask_w": 264,
	"mask_h": 264
}]
</instances>
